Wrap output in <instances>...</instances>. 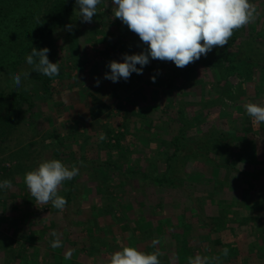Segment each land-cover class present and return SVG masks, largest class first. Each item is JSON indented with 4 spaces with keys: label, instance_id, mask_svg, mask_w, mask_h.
<instances>
[{
    "label": "trees",
    "instance_id": "obj_1",
    "mask_svg": "<svg viewBox=\"0 0 264 264\" xmlns=\"http://www.w3.org/2000/svg\"><path fill=\"white\" fill-rule=\"evenodd\" d=\"M108 1L112 2V0H106L105 2ZM261 1L264 2V0ZM105 2L101 3L98 9L103 7ZM106 14L107 16L112 15L108 11L107 13L106 11L104 12V15ZM37 17L41 18L42 24H37ZM100 17V13H97L96 18L100 19ZM78 18V8L75 0H0V145L9 141L7 138L18 132L19 125L34 114L37 106L30 96L29 90L36 92L39 89L44 94L45 99H52L58 92L56 87L59 84L65 85L67 89L70 88L66 84V79L71 78L74 71V67L70 64L78 65L88 62V60L81 61V59L79 60L80 57L75 56L77 50L74 48L78 42L75 38V32L77 31L72 30L68 32L66 39L69 48L67 49V53L66 50L62 53L58 45V38L61 37L57 36V34L67 30L65 26L69 24L73 25ZM240 31V29L234 31L230 42L225 45L224 49L214 59L206 61L201 57L199 63L205 69L213 70L216 80L225 82V86L229 85V79L232 76L241 78L242 86L254 82L256 84V93L264 100V55H262L264 53L257 52V55H251L253 54L251 50L244 52H242V49L239 50L237 40ZM93 36L91 40L94 43L105 44L107 42L105 38L101 40L93 38ZM259 36L263 38L264 32L260 33ZM129 45L128 41L124 43L121 40H116L112 45L107 47L113 55L122 54V61L124 54H132L129 50ZM236 46L238 50L232 54L233 51L230 48ZM32 47H36L37 49L47 47L50 49L48 58L50 62H58L60 68L58 76L49 78L33 71V67L26 62V56L31 54ZM254 69L258 70V77L256 71H253ZM192 70H177L176 76L170 80L166 72L162 81L157 84L164 91L168 92L169 90H174L175 84L178 81L182 84V91L188 90L189 87L187 86L190 85L186 84L185 78H187L188 73ZM25 71L31 72L27 82L21 83L19 88H10L8 91L4 89L2 85L3 80L1 81L4 75L9 78L17 72L22 73ZM25 88L27 91H25ZM151 93L153 99L158 100V94L153 91ZM246 94L244 90L233 93L229 89H226L216 98L220 99V102L224 104V96L226 95L237 105L240 99L247 97ZM180 95L182 97L183 93L181 92ZM206 97L210 96L203 94L201 101L204 102ZM89 98L91 100L89 109L90 119L92 122L99 121L106 111L110 110V105L95 93L90 92ZM176 99H169L167 105L165 104V107L161 110V115L157 118H147V120L146 114L142 112L144 121L134 122L137 120L138 113L131 111L130 118L132 117L133 120L131 121L135 125L132 130L129 125L131 123L130 118L127 122H124V125H121L125 129H122V127L118 129H106L107 134H104L105 139L101 141L100 146V151H102L99 157L100 160H90L86 157V154L78 155V160L93 165L94 170L92 172L94 174H99V177L105 175L107 186L119 188L116 198L114 196L109 199L111 203L104 205L103 208H98L93 199L87 201L89 213L80 224H85V222L93 219L95 225L89 226L85 224L81 230L86 231L88 235L85 239L73 243L75 250L73 256L78 260H81L82 253V257L87 258V260L92 257L94 263L98 261V254L93 251L94 247L100 248L102 253L104 249L113 252L111 248L114 249L118 245L122 249L124 245L121 241L120 243L115 240L111 242L109 238L102 239V236L98 233L100 230L97 227L99 226L98 220L100 221L101 219L103 221L105 219L106 222L111 224H118L121 221V217L117 216L116 210L121 211L127 221L122 226V230L124 228L126 232V226H128V230L133 232V235H129L126 241L122 240L125 244L127 242L126 246L137 247L140 242H149V240L153 239H159L161 241L159 245L163 246L166 234L165 228L170 229L172 226L169 219H158L157 221L155 217L159 214L162 216V213H158L159 208L160 210H165V213L172 208H177V212L178 210L182 211L181 214H179L180 212L178 213V219L179 223L183 226L181 232L170 234L172 240L166 241V252L159 258L161 264H187V257H194L196 250H199L201 255L212 256L208 250L205 251L206 247L203 246L207 242H211L215 247L221 246L229 249V255L226 258L222 256V252L219 253L224 260L234 257L238 259L242 255L255 256L260 260L264 259V229L261 236L262 241L258 239L255 242L249 241L250 243H246V246L243 248L245 251L241 253L239 246L242 242L247 241L248 238L243 233H238V226L240 225L237 226L236 223L246 224L251 219L235 218L237 214L242 212V208H247L252 204L249 203L250 195L255 193H261L262 205L259 209L264 211V160L259 159L258 147L262 143L257 139L259 135H264V127H262L263 131L260 125L259 128L256 129L254 127L253 129L251 123L247 122L245 123L246 126L241 129L235 126L234 123L231 124L227 121L223 123V127L221 128L217 121L214 120L216 115H213L209 109H201L200 111V108H197V106L201 105L197 103L184 105V102H182L180 104L182 99H178L179 104L177 103L175 107L174 101ZM145 100L147 99L145 98ZM120 107L122 109L123 106L120 105ZM233 107L234 109L236 108L235 105ZM162 115L165 116L166 121L169 120L172 125L176 126V131L173 134L165 136L162 133L163 128L159 125L162 122L163 127L167 124L163 120L164 117ZM158 120H161L160 124ZM147 129H150V131L151 129L154 130V137H152L154 139L146 138L147 140H144V147L148 154L145 153L146 155L144 154L143 159H137V161L132 163L131 150L133 148L130 147L129 149L124 140L128 138L131 131L133 133L136 132L137 134L130 135L135 136L136 141H133L132 144L135 143L136 145V143L142 142L141 135H144ZM89 140H91L90 135H87L85 141L88 142ZM151 141L155 144L152 145ZM154 145L157 147H154ZM161 148H163L162 151H160ZM60 152L57 151L58 156L61 154ZM16 154H12L11 156L20 162L19 160H22V158ZM115 154L119 156L117 159H115ZM120 159H124L125 162H122ZM234 162L236 164L237 162H247L255 166L254 172L250 173L251 175L245 173L248 176L246 177V180L248 179V187L245 190L247 198L235 199L236 193L233 191L222 197H220L221 195L218 194V191L211 194L210 201L217 207L218 214L211 219L214 225L209 230L211 235L207 232L208 235L204 236V239L202 235L205 234L202 233L204 230L202 231L201 227L206 229V223L202 221L201 216L196 217V212L199 213L200 209L194 203H181L182 197L180 195H188L187 188L192 186V181L197 174H194L193 169L189 166L192 165V168L196 170L207 168L214 170L217 173L214 174L217 178L214 176L213 179L215 180V184L225 174L226 179L222 181L224 186L233 188V173L244 174L237 170ZM24 169L22 170L24 171L22 173V182H24ZM11 170L13 169H1L2 172ZM5 177L6 175H0V181H3ZM253 180H257V182H253ZM259 180H262L263 183H258ZM73 185L74 179L67 181L63 185L64 187H68V191L64 195H61L67 200V206L62 212L54 208L51 203L47 204L52 208L53 213L59 214V218L62 216L61 214L65 216L68 205L74 201ZM2 192L4 190L0 189V202L3 200ZM106 196H109V194L107 193ZM129 212L130 214L128 215ZM256 221L260 223L261 220L257 219ZM104 231L105 228L100 233ZM138 232L139 235L136 236L135 234ZM214 233H219V238L216 240L210 239ZM256 233H253V235ZM14 243L15 239L3 236V241L0 242V252L11 253L13 255L14 253H18L13 248ZM200 243H202L201 246ZM55 251L54 264H65L60 254L63 252V247L55 248ZM38 252L37 250L35 253ZM26 253L25 245H22V257ZM35 253L31 259L25 258L23 262L25 264H34ZM72 260L74 261V259Z\"/></svg>",
    "mask_w": 264,
    "mask_h": 264
},
{
    "label": "rangeland",
    "instance_id": "obj_2",
    "mask_svg": "<svg viewBox=\"0 0 264 264\" xmlns=\"http://www.w3.org/2000/svg\"><path fill=\"white\" fill-rule=\"evenodd\" d=\"M105 1L106 0H104V2ZM251 2L257 5L260 15L253 23L240 29L237 45L239 50L242 49V52L251 50V53H253L251 55H257V52L264 53V37L260 38L259 36L260 33L264 32V2L261 0H251ZM112 7V2H105L103 7L97 9V13L101 15L100 19H97L95 15L91 23L82 22L80 18L73 23V30L77 31L75 32V38L78 41L74 48L77 50L75 56L80 57L79 60L81 59V61L88 60V62L78 65L70 64L74 67L73 75L71 78L66 79V84H68L70 88L67 89L65 85L59 84L56 87L58 92L52 99H45L43 96L44 94L41 93L39 89L36 92L29 90V94L37 106L34 114L31 118L26 119V121H23L22 124L19 125L18 132L15 135H10L11 137L13 136L12 138H7L9 141L0 145V173L2 172V168L13 169L0 174L6 175L5 179L12 181V188L2 192L3 202H0V240L3 241V236L15 239L13 248L18 251V253H14V255L0 252V264H25L23 259H31L32 255L37 250L39 252L35 253L36 258L34 257V264H54L56 251L50 246L51 241L55 239V237L52 236L53 231H55L62 240L63 252L60 254L65 264H69V262L70 264H107L110 254L121 250V246L118 245L114 249L111 248L113 252L104 249L102 253L100 248L94 247L93 251L98 254V261L95 263L92 257L88 258V260L87 258H83L82 253L81 260L73 256L75 254L73 243L85 239L88 235L86 231L81 230L84 228L83 226L85 224L89 226L95 225L93 219L85 222V224H80L86 219L89 213L87 201L93 199L98 208H103L104 205L111 203L109 199L114 196L116 198V195L119 193V188L107 186L105 175L99 177V174H94V172H92V170H94L92 164L88 162H83V166L77 164V162L82 161L78 160L77 157L79 154H86V157L90 160H100L99 157L102 152L100 151L102 141L100 136L102 134H107L106 129H118L122 127L121 125H124V122L129 120L131 111H136L138 113L137 120L134 122L144 121L142 112L146 114V119L157 118L161 115V110L165 107V104L167 105L168 100L177 98L174 101L175 107L178 101L182 99L180 104H182V102H184V105L197 103L201 105L197 106V108H200V111L201 109H209L213 115H216L214 120L217 121L221 128L223 127V123L227 121L231 124L234 123L235 126L241 129L246 126L245 123L247 122L251 123L253 129L254 127L256 129L259 128V125L261 130L262 127H264V123L254 125L244 108V105L249 102L264 106L263 98L256 93V84L250 82L242 86V79L232 76L229 79V85L225 86V82L217 81L213 70L205 69L203 65L199 63V60L181 69L176 67L173 62H164L150 58L149 64L143 68L142 75L132 73L127 81L120 79L115 83L104 79L105 73L110 72V68H108L110 61L116 60L118 62H123V59L121 61L122 54L113 55L111 51L108 50L107 46L112 45L116 40H121L124 43L128 41L130 43L129 50L132 54L140 53L146 46L142 44L137 34L130 31L121 20L114 18ZM105 11L106 13L107 11L110 14L112 13V15H104ZM68 32L69 31L65 30L57 34V36L61 37L57 38L62 53H64L65 50L67 53V49L69 48L66 39ZM92 35H94L93 38L101 40L105 38L107 42H104L105 44L94 43L91 40ZM224 47L215 46L207 56L202 55L201 57L206 61L214 59ZM238 47L230 48V50L233 51L232 54L238 50ZM137 67L140 66L137 65ZM188 69H193L188 73L187 78H185L187 81L186 84L190 85L187 86L189 87L188 90L182 91V84L178 81L172 91L169 90L166 92L163 88L158 86L157 83L162 81L166 72L170 80L172 77L176 76L175 73L177 70L185 71ZM253 71H256L258 77V70L254 69ZM12 76L8 78L4 75L1 79V81L3 80L2 85L4 89L7 91L10 88H17L13 84ZM153 76H155V82H152L151 77ZM97 78L100 80L98 87L95 86V80ZM27 81L28 78L22 77V83ZM226 89H229L233 93L244 90L247 93V97L240 99L236 105L231 98L225 95L224 104H222L220 99L216 97ZM152 91L158 94V100L153 99ZM90 92L99 95L110 105V110L106 111L102 119L96 122H92L89 116V109L91 106V100L89 98ZM181 92L183 93L182 97H180ZM203 94L210 96L206 97L204 102L201 101ZM145 98L147 100H145ZM120 105L124 108L122 107L121 109ZM233 105L236 106L235 109ZM162 116L164 117L163 120L166 121L165 116ZM131 120H133L132 117L130 118L131 123L128 124L131 126L132 130L135 125ZM158 121L160 124L161 120ZM162 123L159 126L163 128L162 133H164L165 136L171 135L176 131V126L172 125L171 121H166L167 124L164 125V127ZM123 128L124 127H122V129ZM153 132L154 130L151 129L150 131V129H147L144 135H141L143 139H141L142 142L136 143V145L135 143L132 144L133 141H136L135 136H130L136 132L133 133L131 131L128 138L124 140V143H127L126 146L129 149L130 147L133 148L131 150L132 163L137 161V159L144 158V154L147 151L144 147V140L154 137ZM87 135H90V142L85 141ZM257 139L262 143V145L258 147L259 159L264 160V135H259ZM151 143L152 145L155 144L152 141ZM154 147L157 146L154 145ZM162 149L163 148H161L160 151H162ZM57 151H61L60 153L62 155L60 154L58 156ZM149 153L151 154V152ZM12 154H16L18 157H21L22 160L18 162V159L11 156ZM115 157V159H117L119 156L116 155ZM46 159H59L65 165L71 166L77 164V166L80 167V174L74 178L72 190L75 194L74 201L68 205L65 216L61 214L62 216L60 218L58 213H53L49 205L35 204V200L31 196L27 185L22 182V173H24L22 170L24 168L25 173L31 171L36 168L42 160ZM120 160L125 162L124 159ZM236 166L237 170L244 174L253 173L255 169L253 164L247 162H237ZM189 167L193 169L194 174H197L192 181V186L187 188L188 195H180L182 197L181 203H194L197 208L200 209L199 213L196 212V217L201 216L202 221L206 223V229L201 227L202 231L204 230L202 233L205 235L202 236L205 239L208 233L211 235L209 230L214 226L211 220L212 217L218 214L217 207L210 201V195L218 191V194L222 197L233 191L236 193L235 199H245L247 198L245 196V190L248 187V179L246 180L248 176L246 174L244 176V174L239 175V173H233L234 183L233 188H230L225 187L222 182L226 179L224 176L225 174L221 176L219 181L215 184V180L213 179L215 176L214 174L217 173L211 168L196 170L192 168V165ZM237 179L239 180L237 181ZM254 181L257 182V180H253V182ZM66 182L67 181H65L63 185H65ZM261 182L263 183L262 180L258 181L260 184ZM67 191L68 187L63 186V188L59 190V195H64ZM107 193L109 196H106ZM249 203L252 204L247 208H242V212L235 216V218L239 219H251L249 223L246 224L240 222L236 223L237 226L240 225L238 226V233H243L248 238V240L242 242L241 245H246L249 241L255 242L256 239L262 241L264 211L259 209L262 205L261 193L251 194ZM172 209L168 210L166 213H169L166 214L165 210H160L159 208L158 213H162V216L159 214L155 217L157 221L158 219H169L171 221L172 227L170 229L165 228V233L167 235L165 234L163 240L164 245H157L163 253L166 252V241L172 240L170 234L181 232L183 228L178 219L182 211L178 210L177 212V208ZM116 214L118 217H121V221L118 224L108 223L105 219L104 221L102 219L100 221L98 220V230L103 231V228H105L103 233H100V231H98V233L104 240L109 238L111 242L112 240L121 241L123 245L126 246L127 242L125 244L122 240L126 241L129 235H133V232L128 230V226H126V232L124 228L122 230V226L125 225L127 221L121 211L116 210ZM129 214L130 212L128 215ZM257 219L261 220L260 223H257ZM257 228L258 232L256 231ZM253 233L256 234L253 235ZM135 235H139V232ZM22 245H25L27 251L24 257H22ZM204 247H206L209 252L211 248L213 249L211 242H207V246ZM137 248L142 252L154 251L152 240H149V242H140ZM196 248L199 249L197 246ZM69 252H72V256L70 259L65 260L64 257ZM60 254L58 253V255ZM72 259H74V261ZM254 262L255 261H253L252 264H255Z\"/></svg>",
    "mask_w": 264,
    "mask_h": 264
},
{
    "label": "clouds",
    "instance_id": "obj_3",
    "mask_svg": "<svg viewBox=\"0 0 264 264\" xmlns=\"http://www.w3.org/2000/svg\"><path fill=\"white\" fill-rule=\"evenodd\" d=\"M78 16L82 22L91 23L97 14L98 6L104 0H75ZM114 18L137 34L146 48L138 54H124L123 62L112 60L108 64L110 72H106L104 79L118 82L127 81L132 73L143 74L144 66L150 58L164 62H173L176 67L184 68L207 56L215 46L224 47L228 44L235 30L253 23L260 15L257 5L251 0H112ZM41 18L37 17L40 25ZM71 32L74 25H66ZM47 47L37 49L32 47L31 54L26 56V62L33 67V71L49 78L59 75L58 62H50ZM139 65L140 67H137ZM31 72L15 73L12 81L19 88L23 78H29ZM155 82V76L151 77ZM100 80H95L99 86ZM25 91L27 89L25 88ZM246 114L254 125L264 123V106L249 102L244 105ZM101 140L105 139L102 134ZM83 166V161L77 162ZM77 164L65 165L59 159L42 160L36 168L24 174L27 185L35 204L51 205L59 211L67 206V200L59 195L65 181H71L80 174ZM12 188V181H0V189ZM55 237L51 241L53 249L63 247L59 235L53 231ZM161 241L152 240V252H142L137 247L128 245L122 247L108 257L107 264H161L159 259L163 252L157 247ZM207 251V249H205ZM229 249H222V256L226 258ZM72 252L65 255L68 260ZM221 255L208 256L197 254L187 257V264H223Z\"/></svg>",
    "mask_w": 264,
    "mask_h": 264
},
{
    "label": "crops",
    "instance_id": "obj_4",
    "mask_svg": "<svg viewBox=\"0 0 264 264\" xmlns=\"http://www.w3.org/2000/svg\"><path fill=\"white\" fill-rule=\"evenodd\" d=\"M218 238H219V233L212 234V237H211L212 240L213 239L216 240ZM201 244L202 243H200V246H201ZM204 246H207V243L204 244ZM212 246H213V249L211 248L210 252H209L212 256L219 255V253L222 252L223 247H221V246L215 247L213 244H212ZM244 246H246V245H240L239 246L241 253H242V251H245L243 249ZM195 253H196V255L200 254L199 250H196ZM208 256H210V255H208ZM222 259H223V257H222ZM253 261H255L254 262L255 264H264V259L260 260L259 258H256L255 256H249V255H242L241 257H238V259H235V257L232 259L229 258L227 260L223 259V264H252Z\"/></svg>",
    "mask_w": 264,
    "mask_h": 264
}]
</instances>
